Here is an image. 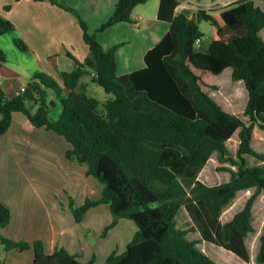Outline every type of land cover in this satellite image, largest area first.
Here are the masks:
<instances>
[{
	"label": "trees",
	"instance_id": "16d2710c",
	"mask_svg": "<svg viewBox=\"0 0 264 264\" xmlns=\"http://www.w3.org/2000/svg\"><path fill=\"white\" fill-rule=\"evenodd\" d=\"M43 1V0H37ZM74 12L80 19L90 54L75 61L71 71H60L61 81L39 70L25 90L9 97L0 85V136L7 132L15 112L28 116L32 125L62 135L69 144L67 158L87 166V174L104 184L99 198L86 197L77 205L71 196L69 208L77 222L95 206L109 204L113 221L101 233L105 237L122 218L138 225L126 250H114L104 264H218L188 237L189 230L178 226L177 215L185 207L193 222L192 230L209 241L251 260L247 236L255 231L253 206L264 191V152L253 146L254 129H264V9L256 0H236L209 14L213 40L202 51L197 40L204 32L200 20L177 13L181 0H160L158 18L171 23L164 37L145 54L146 65L120 73L118 51L121 44L105 47L99 33L119 22H133V11L149 0H118L113 13L94 31L82 14L62 0H51ZM10 8V5L6 6ZM17 30L13 21L0 15V36ZM17 46L31 51L16 37ZM0 47V62L8 61ZM232 69L233 81L243 80L249 91L244 120L212 95L222 84L217 78ZM87 74L110 94L103 102L90 93L83 82ZM69 94H64V89ZM58 100L49 101V92ZM239 130L236 153L227 141ZM215 152L231 172L229 181L211 185L199 174ZM261 164L250 165L247 156ZM254 188L245 207L223 222L224 207L238 192ZM159 203V204H157ZM12 210L1 199L0 224L8 226ZM6 251L33 248L35 264H94L96 255L85 262L80 253L58 245L46 250L43 239L34 241L0 235ZM2 251H0V259ZM264 263V233L257 256ZM5 264V263H0Z\"/></svg>",
	"mask_w": 264,
	"mask_h": 264
},
{
	"label": "crops",
	"instance_id": "0c3cea01",
	"mask_svg": "<svg viewBox=\"0 0 264 264\" xmlns=\"http://www.w3.org/2000/svg\"><path fill=\"white\" fill-rule=\"evenodd\" d=\"M117 1L118 0H65L67 4L75 7L84 18H87L85 19L90 24L92 31L101 25V21H106V19L113 13L117 5ZM256 4L264 9V0H256ZM8 5H10V8L7 9L6 6ZM201 7H206L211 10L210 13H213L220 11L224 5L219 4V0H211L204 3L192 0H181L176 12H185L190 17L203 19L204 15L201 11H199ZM0 15L15 22L16 28L31 48V51L29 52L41 61L43 66L48 68L49 71L47 72L53 74L55 77V71L49 68L50 65L56 69L58 74L60 71L65 70L61 68L60 60L62 58L69 57L73 60L75 65L74 59L68 54V52H71L82 61L90 54V46L85 41L84 30L79 17L74 12L65 9L51 0H0ZM146 18L147 14L145 10H139L135 13L134 9L133 22H119L99 33V39L102 33H105L110 29L112 30L113 28H118L120 33H125L121 43H114L121 44L118 51L120 62L119 71L121 74L144 67L146 65V52L155 46L170 29L171 23L165 20H160L157 13V19L163 23H168V26L165 30H163V34L159 41L154 44L151 40H148L150 37H148L149 32L146 31V28H141L143 26L146 27L147 22L148 24H153L154 28L157 26L155 22L156 18L151 17L148 18L147 21ZM131 24L133 25L132 27ZM131 31L139 32L138 35L144 32V34L147 35L146 39L141 42L136 41L135 38L130 36L129 33ZM261 35L264 37V29L261 30ZM204 37L205 36H203L199 46L201 49L203 47H205V49H209L213 40V29L212 39L209 46H204ZM136 43L142 49L141 54L138 56L133 55L131 57H126L128 60L124 59L121 61V48H127L128 53L125 54V56H127L135 49ZM6 62L0 63H3V66L12 72V75L8 80L10 82V86L3 84H1V86L6 90L7 95L12 98L20 93L22 89H19L18 92L17 89L19 87H24V84L23 86H19L17 84L16 77H18V72L8 67L5 64ZM122 65L125 69L123 72L120 70ZM227 70L228 68L226 71ZM34 73H32V76ZM230 73H232V69H230ZM60 82L62 81L60 80ZM83 82L85 83L87 89H89L90 85L88 81L83 79ZM242 89H247V86L243 80H238L233 81V84L228 88V92L225 95L221 94L222 88L219 90H212L210 93L222 105H230L233 103L234 99L238 98V92ZM66 93L69 94L68 89ZM17 119L19 122L15 121ZM31 126L33 125L27 115L22 112H15L10 128L6 133L0 136L1 139L5 136L4 144L1 140L0 142H2L6 152L4 159L0 161L2 167L0 168L1 199L11 208L13 215L11 223L4 227L7 231L0 228V235H5L3 232H6V236L19 240L26 239L34 241L36 239H43L46 243L47 252H54L58 245L65 246L72 253H80L81 260L85 262L89 261L93 255H96V259H98L100 252H105L104 255L106 256V261L107 257L114 251V249L117 250L114 248L115 246L111 248L112 244L109 245L106 241L110 240L112 232H114L115 228L121 222V219L106 235V237H101L102 225L100 220L95 218L96 216L93 215V212H95L96 208H100L102 206L105 213L109 212V204H101L92 207L85 215L84 220L82 222H77L71 211L68 213L69 215L63 213L61 204L59 205L55 196L51 194V191L53 190L45 187H39L36 184L34 185L35 182L33 178L40 177L41 179L45 175L44 172L43 174L41 173L42 171H40L41 165L45 167V162L50 161L47 156H44L45 154L42 151H39L40 147L37 146V148H34V146L36 143L41 141L48 139L56 140V138L55 135H52L47 131L35 129L39 127L34 126V128H31ZM40 128L47 130L44 127ZM48 131L54 132L52 130ZM237 131L239 147V130ZM44 132L49 134L51 138H43L41 135ZM61 139L58 138L59 141H62ZM213 156L209 159L207 165L199 174V179L204 182H207V175H205V173L208 169V165L212 159H214ZM248 157L249 156H247V159ZM3 162L5 163L3 164ZM257 164H261V162L259 161ZM229 173L230 175L226 178V180H224L225 182L231 179V172ZM46 177L49 176L47 175ZM209 182L211 185H216L214 182ZM217 184L219 183L217 182ZM250 190H253L252 194L255 191L254 188L239 191L237 197L224 207L222 214L223 222L232 220L235 215L245 207L249 198L242 202L239 199V195L241 192H248ZM43 192L50 193L48 196L46 195V197H44ZM262 199H264V191L258 196L253 206V224L255 226L254 232L258 229L256 223H254L256 209L258 203ZM47 200L49 204H47ZM42 214H45L46 216L43 217ZM225 216L227 217L225 218ZM110 219V222H112L113 217H110ZM261 225L264 227V214L261 217ZM262 227L258 230L257 235H255V240L258 242H255V249H252L249 244L250 235L254 232H251L246 238L247 245L249 246L251 252L250 261H246L234 251L223 246L205 240L201 241V233L195 230L194 232H198L200 234L197 235L199 237L197 238V240H199L198 246H202V248H200L203 249L209 256L214 257L220 264H264L259 263L257 260L261 247V236L264 233V228L262 229ZM96 231L98 237H96ZM88 235H90L92 242L88 239ZM129 242V240H126V246ZM82 245L85 246L86 250L83 249ZM0 251H2L1 258L5 260V264H35V251L33 248L25 251H19L16 249L6 251L5 248L2 247L0 248Z\"/></svg>",
	"mask_w": 264,
	"mask_h": 264
},
{
	"label": "rangeland",
	"instance_id": "374dc122",
	"mask_svg": "<svg viewBox=\"0 0 264 264\" xmlns=\"http://www.w3.org/2000/svg\"><path fill=\"white\" fill-rule=\"evenodd\" d=\"M192 1H199L200 3H204L206 1H211V0H192ZM159 4H160V0H149L146 3L139 4L135 7V13L139 10L146 11V14H147L146 21L148 20V18H151V17L156 18L155 22L157 26L153 28V24H148L147 22L146 27L143 26L141 28V29L146 28V31L149 32L148 37H150L148 38V40H151V42L154 44L159 41V39L161 38L163 34V30H165V28L168 26V23L166 22L163 23L162 21L157 19ZM216 9H219V8H216ZM199 11H201L204 15L203 19L200 20V27L205 33L204 46H209V43L212 39V29H213V25L209 21V17H208L211 10L206 7H201ZM103 21H101L100 24H102ZM132 26L133 25L131 24V27ZM124 34L125 33H120L118 31V28H113L112 30L110 29L107 32L102 33L100 35V40L106 47H109L114 43H121V41L124 38ZM129 34L130 36L135 38V40L138 42H141L142 40L144 41L147 36L144 34V32L138 35L139 32L137 31H131ZM16 37H21L22 39L25 40V38L22 36V34L17 29L14 32H8L0 36V47L3 48L8 54L7 56L8 61L5 64L8 67L18 72L17 74L18 77H16L17 84L19 86H23L24 84V86L27 87L28 83L32 80V73H34L37 70H44V71H49V70L48 68L43 66L41 64V61L35 58L30 52L21 50L15 42ZM141 50H142L141 47H139L136 43L135 49L129 55L125 56V54L128 53V50L127 48H121V54H120L121 61H123L124 59H127L126 57H131L133 55H136V56L140 55ZM201 50L207 51L208 49H205V47H203ZM60 64H61V68L65 70H72L75 66L73 60H71L69 57L62 58L60 60ZM49 68L54 70L56 77L59 80H61L56 69H54L53 66L51 65L49 66ZM120 68H121L120 69L121 72L125 70L123 65ZM11 75H12V72L6 69L3 66V63H0V85L3 84L6 86H10L9 84L10 82L8 80H9V77H11ZM211 79L215 83L222 84V87H221L222 95L227 94L228 88L233 84V79L231 77L230 69H228L223 75L219 76L218 78L217 76H215L214 78H211ZM84 80L88 81L90 85V88L86 90H88L90 93L100 98L101 101L104 102L110 96V94H108L102 86L92 81L91 74H87L84 77ZM84 87L85 85L81 87V90H84ZM19 89L21 90L22 87H19L17 89V92ZM245 90L242 89L241 91L238 92L239 93L238 98L234 99L233 103L230 104V108L233 113L237 114L244 120L249 121V118L244 115V109L247 105L248 98H249L248 90L247 89ZM66 92H67V89H65L63 93L66 95L67 94ZM48 98H49V101L52 98H56L58 100L59 109H56L55 107L51 108V113L56 115L58 111H60V108H61L60 100L57 98V92L54 90H50ZM15 121L19 122L18 119ZM31 128H34V126H31ZM35 129H38V130L41 129L40 131H47L50 134L55 135L56 140L48 139V140L36 143L34 146V148H37V146L40 147L39 151H42L45 154L44 156H47L50 160L49 162H45V167H43L40 164L41 165L40 171H42L41 173L44 172L45 175L46 176L48 175L49 177H46L44 175V177H42L41 179L40 177L33 178L35 182L34 185L36 184L39 187H45V188H49L50 190H53L51 191V194L55 196V199L57 200L59 205L61 204V207H62L61 209L63 213H65L66 215H69L68 213H70L71 211L69 208L71 196L75 198L77 205H81L87 196H90L93 199L100 197L102 194V190L104 188V184L101 181H99L96 177L88 176L86 174V168H87L86 165L70 161L67 158L66 153L68 150V144L65 141L64 137L56 132L48 131V129L47 130L42 129V128H35ZM41 136L43 138H51V136L49 134H46V132H44ZM58 138L60 139L62 138L61 139L62 141H59ZM4 139H5V136L2 137V139L0 138L3 144H4ZM237 139H238V131L227 142L229 150L232 153L237 152V149H238ZM2 142H0L1 143L0 144V161L4 159V156L6 154L5 148L3 147ZM253 146L260 152L264 151V129L261 128L259 125L255 127L254 137H253ZM213 157L214 159H212V161L208 165V169L206 170V173H205V175H207L206 181L208 183H210L209 181H211V182H214L215 184H217V182L220 184V183L225 182L224 180H226V178L230 175V173L227 170L222 169L221 167L228 166V167H233L237 169V166L232 165L230 162H224V163L221 162L218 158V152H216ZM248 159H249L250 165H254L259 162V160L255 158L254 156L249 155ZM4 163L5 162H3V164ZM0 168H2L1 164H0ZM252 192L253 190H250L248 192H241V194L239 195L240 201L242 202L246 201V199H248L252 195ZM49 193L50 192H43V196L46 197V195L48 196ZM47 204H49L48 200H47ZM108 209H109V212L105 213L104 208L102 206L100 208H96L95 212H93V215L96 216L95 218L100 220V223L102 225L101 233L103 232L104 227L109 224L108 222L111 221L110 217L111 218L113 217V214L110 208ZM263 214H264V199H262L258 203L257 209H256V216L254 218V223H256V226L258 229L256 232L250 235L249 244L251 245L252 249H255V242L258 243L257 240H255V237H256L255 235H257L258 230L262 227L261 217L263 216ZM42 215L43 217L46 216L45 214H42ZM226 217L227 216H225V218ZM177 222L180 228L189 230L188 237L190 239L197 240V238H199L197 235H200V234L198 232L195 233L194 230H192L191 226L193 225V223L185 207H182L179 210L178 215H177ZM4 227L5 226H2L0 224V228L7 231L6 228ZM263 228L264 227H262V229ZM137 230H138V225L135 220L128 219V218H122L121 222L115 228L114 232H112L110 240L106 242H108L109 245L112 244L111 248L115 246L114 248H116L119 253H123L127 248L126 243H125L126 240L131 241ZM3 234H5V236L7 235L6 232H3ZM96 237H98L97 231H96ZM88 239L92 242L90 235H88ZM2 247H4V244L0 242V248ZM82 247L83 249L86 250L84 245H82ZM199 247L202 248V246H199ZM104 254L105 252H100L99 258L95 260L94 264H104L105 258H106ZM211 258L215 262H217L214 257H211ZM0 263H5V260L1 258Z\"/></svg>",
	"mask_w": 264,
	"mask_h": 264
},
{
	"label": "built area",
	"instance_id": "2783aa9c",
	"mask_svg": "<svg viewBox=\"0 0 264 264\" xmlns=\"http://www.w3.org/2000/svg\"><path fill=\"white\" fill-rule=\"evenodd\" d=\"M234 1H236V0H219V4H222V5L226 6V5H228V4H230V3L234 2ZM200 42H201V40L198 39V40H197V44L199 45ZM25 89H26L25 86L22 87V90H25Z\"/></svg>",
	"mask_w": 264,
	"mask_h": 264
}]
</instances>
